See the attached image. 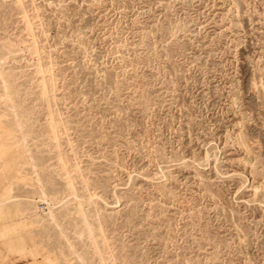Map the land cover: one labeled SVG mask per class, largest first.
<instances>
[{"label":"rangeland","instance_id":"1","mask_svg":"<svg viewBox=\"0 0 264 264\" xmlns=\"http://www.w3.org/2000/svg\"><path fill=\"white\" fill-rule=\"evenodd\" d=\"M0 264H264V0H0Z\"/></svg>","mask_w":264,"mask_h":264},{"label":"bare ground","instance_id":"2","mask_svg":"<svg viewBox=\"0 0 264 264\" xmlns=\"http://www.w3.org/2000/svg\"><path fill=\"white\" fill-rule=\"evenodd\" d=\"M241 144H242V143H241ZM44 202H45V204L47 203V204L49 205V207H50V205H51L50 203H48V202H46V201H44ZM49 207H48V208H49ZM57 218H58V217H57Z\"/></svg>","mask_w":264,"mask_h":264}]
</instances>
